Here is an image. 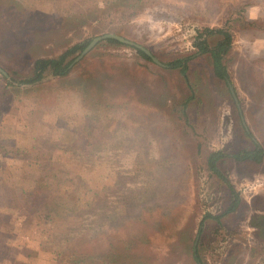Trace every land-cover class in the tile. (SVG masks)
Wrapping results in <instances>:
<instances>
[{
	"label": "rangeland",
	"instance_id": "rangeland-1",
	"mask_svg": "<svg viewBox=\"0 0 264 264\" xmlns=\"http://www.w3.org/2000/svg\"><path fill=\"white\" fill-rule=\"evenodd\" d=\"M143 1L120 0L111 16L107 0H0V264H75L74 251L197 264L193 249L206 264H264V154L218 161L223 178L207 161L264 149V0ZM228 22L237 101L207 56L191 62V90L107 39L65 77L18 81L36 59L107 33L168 61Z\"/></svg>",
	"mask_w": 264,
	"mask_h": 264
},
{
	"label": "trees",
	"instance_id": "trees-1",
	"mask_svg": "<svg viewBox=\"0 0 264 264\" xmlns=\"http://www.w3.org/2000/svg\"><path fill=\"white\" fill-rule=\"evenodd\" d=\"M107 15L116 16L120 12L119 9L113 12V8H118V2L120 0H107ZM117 4V5H116ZM131 5V4H130ZM145 5L143 0H138L137 4H134L135 9H138ZM127 8V6H126ZM125 9V8H124ZM24 10V9H23ZM25 11V10H24ZM23 11V12H24ZM22 12V13H23ZM65 20V19H64ZM74 20V19H70ZM229 23V22H228ZM111 44H123L121 41L115 38H108L106 40ZM196 51L191 54H184L170 58L168 61L161 60L163 65L162 69L164 70H176L179 72L181 77H183L185 83L189 86L191 90H194L193 83L191 82V77L189 76V69L191 67V62L196 58L207 56L210 59V66L212 67L214 75L223 81L228 88L231 98L233 94L230 88L231 85V76L229 73L228 66V54L233 46V34L231 32L230 23L226 24L224 27L219 28H210L205 27L204 29L198 30L197 35L194 38L193 42ZM86 46V44L79 43L68 48L61 55L56 57H40L35 60L31 74L24 76L22 79H18L19 84H35L41 81L48 71L51 72L54 76L65 77L69 75L72 71V62L74 57L72 56L76 51H80ZM137 52L145 59L153 62L157 65L150 56H148L143 50L135 47ZM158 66V65H157ZM160 66V65H159ZM15 78V77H14ZM17 79V78H16ZM194 92V91H193ZM193 92L187 97L183 102V106L186 108L187 103L194 97ZM103 103V102H100ZM103 105V104H102ZM107 106H112V104H106ZM248 134H250L247 131ZM264 154V149L259 143H255L253 149L242 150L236 154L229 155L222 150L212 151L209 153L207 161L209 164L210 170L216 173L219 177L223 178L222 172L219 169L218 161L225 160L228 157H232L236 160H254L262 161ZM232 195L234 196L235 202L239 200V195L236 192L233 186H230ZM232 204L231 208L235 209L236 205ZM214 217V216H212ZM194 259L197 264H206L203 258L198 254L196 249H193ZM74 257V258H73ZM97 259H93V256L89 252L79 253L74 251L71 253L69 260L71 259L75 264H96L97 260L104 259L106 262L111 263L112 261H107L106 256L97 255ZM94 260V261H93Z\"/></svg>",
	"mask_w": 264,
	"mask_h": 264
},
{
	"label": "water",
	"instance_id": "water-1",
	"mask_svg": "<svg viewBox=\"0 0 264 264\" xmlns=\"http://www.w3.org/2000/svg\"><path fill=\"white\" fill-rule=\"evenodd\" d=\"M108 38H115L125 44H128L130 46H134L138 49H141L143 50L148 56H150L152 58V60L160 65H163V63L152 53L151 50H149L148 48H146L145 46L141 45V44H138L134 41H131L129 39H126L124 38L123 36H120V35H117V34H113V33H107V34H104V35H101V36H97L95 38H93L91 40V42L82 50V52L79 54V56H77L74 61L72 62L71 66L76 63L77 61H79L86 53H88L92 48H94L96 46V44H98L101 40H105V39H108ZM0 72H2L4 75L8 76L7 72L2 69L0 67ZM230 88H231V91H232V94L235 98V100L237 101V98H236V95H235V92H234V89L233 87L230 85Z\"/></svg>",
	"mask_w": 264,
	"mask_h": 264
}]
</instances>
